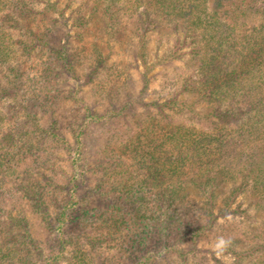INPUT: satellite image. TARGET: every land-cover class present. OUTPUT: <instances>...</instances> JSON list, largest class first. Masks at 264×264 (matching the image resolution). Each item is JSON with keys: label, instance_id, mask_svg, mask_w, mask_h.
<instances>
[{"label": "trees", "instance_id": "1", "mask_svg": "<svg viewBox=\"0 0 264 264\" xmlns=\"http://www.w3.org/2000/svg\"><path fill=\"white\" fill-rule=\"evenodd\" d=\"M79 1L90 4L89 15L101 10L109 30L120 29L123 17L134 22L142 39L160 25L181 29L195 63L183 87L194 99H169L157 105V113L126 123L124 108L100 116L85 105L86 122L72 129L75 148L68 173L53 153L52 145L67 143L57 120L45 127L29 111L17 123L0 110V176L16 177L18 198L28 200L52 235L51 245L42 247L25 213L9 215L8 224L0 221V264H156V257L165 255L187 262L182 245L194 249L213 227L217 209L231 213L238 198L248 194L264 210V0ZM32 4L0 0V77L7 79L0 101L11 94L16 101L24 91L21 53L37 43L49 45L46 33L33 41L14 33L20 20L46 12ZM48 9L57 10L53 4ZM54 51L66 58L65 50ZM57 93L52 83H44L30 101L37 110L47 108L56 103ZM201 107L207 111L189 123L166 113L193 114ZM101 121L116 123L113 137L88 166L86 130ZM86 174L96 184L80 195L79 181ZM191 189L201 202L191 200ZM113 199L119 201L106 203ZM204 218L208 223H201ZM250 234L241 240L249 247L236 251L234 243L232 250L239 262L264 264V223ZM154 240L158 252L151 250ZM114 249L122 256H109Z\"/></svg>", "mask_w": 264, "mask_h": 264}, {"label": "rangeland", "instance_id": "2", "mask_svg": "<svg viewBox=\"0 0 264 264\" xmlns=\"http://www.w3.org/2000/svg\"><path fill=\"white\" fill-rule=\"evenodd\" d=\"M31 1L37 11L46 12L44 15L37 14L34 19L20 20L14 33H24V39L30 41L37 35L43 37L46 33L47 38L43 39L49 45L42 47L37 43L29 51L21 53L27 82L23 93L18 94L20 104H17V100L14 101L15 96L12 94L6 95L0 101V110L17 123L26 120L29 111L37 114L40 124L45 127L57 120L60 133L67 143L57 142L52 145L53 153L56 162L66 173L70 171L71 153L75 148L72 129L76 127L74 124L83 125L86 122L85 105L100 116H105L111 110L124 108L127 117L122 122L126 123L135 116L142 118L147 113H157V105L169 99H194V94H185L183 87L185 80L193 75L195 63L190 54V41L185 39L181 29L160 25L143 38V48L140 31L126 17L122 18L123 25L120 29L109 30L101 10L87 14L90 5L87 2ZM49 4L55 5L57 10H46ZM54 49L65 50L66 58L60 57ZM43 74L47 76L39 79ZM6 80L1 76L0 86H6ZM44 83L55 86L58 98L53 106H42V109L37 110L30 98L33 91H38ZM206 111V108L201 107L197 114H176L166 109V113L172 114L176 122L186 123L196 121L199 113ZM115 125L113 122L110 124L101 121L88 126L84 139V157L88 166L97 160L106 147L107 139L113 137ZM23 177L29 179L27 176H22V179ZM17 181L16 177L0 176V221L8 224L9 215H16L21 211L29 219L30 230L36 242L42 247L51 245L52 235L48 223L32 209L28 200L18 198ZM95 184L94 178L86 174L79 181V194H88V190L93 189ZM189 194L194 202L203 200L195 189H191ZM114 201L119 200L113 199L106 203ZM50 211L56 213L54 207ZM218 212L217 209L213 227L199 239L193 250L188 245H182L188 253L187 262L177 255H165L157 256L156 260L159 262L156 264H249V259L243 262L237 260L232 245L236 243V251L249 247L244 242L241 244V240L245 241V235L250 236L252 231L263 225L264 210H258L256 198L245 194L233 204L231 213L222 215ZM208 221L209 218H204L201 223ZM71 229V233H74L76 228ZM156 241L154 240L151 250L158 252L160 249ZM221 241L224 244L218 247ZM113 254L122 256L123 251L114 249L108 255ZM124 263L131 264L129 261Z\"/></svg>", "mask_w": 264, "mask_h": 264}, {"label": "clouds", "instance_id": "3", "mask_svg": "<svg viewBox=\"0 0 264 264\" xmlns=\"http://www.w3.org/2000/svg\"><path fill=\"white\" fill-rule=\"evenodd\" d=\"M223 244H224V242H223V241H221V242H220V244L218 245V247H222V246H223Z\"/></svg>", "mask_w": 264, "mask_h": 264}]
</instances>
